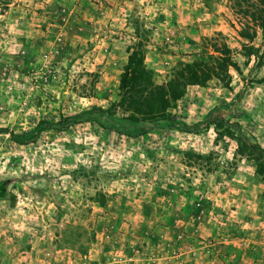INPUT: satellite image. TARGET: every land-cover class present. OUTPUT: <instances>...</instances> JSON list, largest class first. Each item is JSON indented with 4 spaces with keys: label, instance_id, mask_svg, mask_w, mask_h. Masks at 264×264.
I'll return each instance as SVG.
<instances>
[{
    "label": "rangeland",
    "instance_id": "obj_1",
    "mask_svg": "<svg viewBox=\"0 0 264 264\" xmlns=\"http://www.w3.org/2000/svg\"><path fill=\"white\" fill-rule=\"evenodd\" d=\"M132 1L0 0V264H264V0Z\"/></svg>",
    "mask_w": 264,
    "mask_h": 264
},
{
    "label": "trees",
    "instance_id": "obj_2",
    "mask_svg": "<svg viewBox=\"0 0 264 264\" xmlns=\"http://www.w3.org/2000/svg\"><path fill=\"white\" fill-rule=\"evenodd\" d=\"M262 26L264 29V24ZM130 64H132V60H131ZM130 64L127 65L126 70L128 73H130L131 75H134V77H135L136 76V69L131 68ZM142 73H144L143 70H142ZM124 75H126V73ZM121 88H122V90L125 89L126 92L131 91L132 89L135 88V83H133V85L127 84L125 86H122ZM90 114L91 115H98L103 120L112 122V119L110 117V113L106 109L92 108L90 110ZM79 117L80 116L76 115V114L69 115V116L64 115V116L59 117V119L54 123H50L47 118H43V119L38 121L36 128H46V127H51V126H56L58 128H65V127L69 126L70 124L77 122ZM131 120L134 121V119H131ZM165 120H168V121L171 120V121H173V124H176L180 128L188 130V131L194 130L198 126V124L188 125L182 121L176 123L175 117L168 119V117L157 116V117H150L148 123H140L139 122V123H133V125H124L123 123H117V126L111 125V128L115 131L120 132V133H124V134L132 136V137H136V136H139L141 134L146 133L147 131H149L152 128L160 127L163 124L162 122H164ZM170 122H167V124ZM215 122L228 124L227 120L223 117L222 113L217 112L216 108H212L210 110L209 114L204 117V119L202 120V123L203 124H210V123H215ZM232 124H233V126L236 125L235 123H232ZM121 126H123L125 128L121 129ZM239 136L242 138L243 144L245 145V147L248 148L249 152L255 156V159L257 161L256 171L259 174L264 175V148H262L256 142H248L241 133H239ZM19 138L20 137H15V139L17 141L26 142L27 140H29V139L21 140ZM31 138H33V136Z\"/></svg>",
    "mask_w": 264,
    "mask_h": 264
},
{
    "label": "crops",
    "instance_id": "obj_3",
    "mask_svg": "<svg viewBox=\"0 0 264 264\" xmlns=\"http://www.w3.org/2000/svg\"><path fill=\"white\" fill-rule=\"evenodd\" d=\"M138 2H140L139 0L136 2V0H134V1H132L131 3H133L134 4V6L136 5L137 7H139V3ZM170 3H171V1H170ZM169 3V4H170ZM166 4H167V2H163V1H159V0H157L156 1V4H154L155 5V7L156 8H161V9H168V7H166ZM148 5V4H147ZM135 6V7H136ZM149 6V5H148ZM175 8H177V9H175V8H172V9H170L172 12H174V17L175 18H178L177 19V21L179 22L180 21V17H182L181 16V14H178V15H176L178 12H179V9L181 8L182 10H184V6H183V4H177L176 6H174ZM182 13V12H181ZM163 22H165V20L161 17V16H159V22H158V26H162V24H163Z\"/></svg>",
    "mask_w": 264,
    "mask_h": 264
}]
</instances>
